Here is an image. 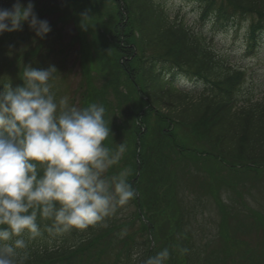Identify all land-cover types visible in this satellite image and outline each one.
Returning <instances> with one entry per match:
<instances>
[{
	"label": "trees",
	"instance_id": "trees-1",
	"mask_svg": "<svg viewBox=\"0 0 264 264\" xmlns=\"http://www.w3.org/2000/svg\"><path fill=\"white\" fill-rule=\"evenodd\" d=\"M55 1L58 0H31L37 16L39 12L55 13ZM196 1L214 25L250 20L255 31L253 38L264 43V0ZM14 3L15 0H0V7L11 8ZM21 3L27 6L29 0ZM69 3L72 9L67 13L75 9L72 20L77 28L76 42L84 54L81 67L87 94H83V103L86 106L95 102L105 107V118L113 134L106 141L109 147L115 149L122 140L127 146L120 164L109 174L130 169L127 179L130 184L132 179L135 181L132 186L137 192L130 204L135 210L122 217L121 211H117L106 227L76 230L64 245L50 239L46 229L51 221H40L43 239L30 246L27 264H143L164 248L171 252L166 264H264V242L260 249H254L247 242L228 237L218 253L209 247L211 239L198 241L185 234L178 210L180 203L175 197L178 173L191 175L190 168L200 170L208 163L217 170H205L212 184L206 183V190L201 189L205 182H200L197 196L215 199L225 225L229 215L225 216L224 205L218 201V186L232 188L248 179L260 182L264 188V99L254 103L243 75L214 54L203 35L194 34L185 23L172 21L158 0H72L65 5ZM25 41L19 31L0 35V84L11 82L13 88L22 85L23 67L36 68V56L45 47L51 48L48 53L51 56L55 45H63L61 32L57 30L53 35L38 38L33 49H20L10 58L13 46ZM7 64L15 68V85L6 75ZM98 79L110 84L115 102L108 101L104 88L93 86ZM182 79L198 82L204 91L198 97L186 95L176 85ZM114 111L119 112L121 119L127 115L124 125L112 124L116 118ZM166 150L171 152L169 157ZM158 159L165 162L162 173H157ZM168 172H174L176 178L170 182L168 196H160L161 183L168 178ZM261 196L264 197V192ZM256 204V211L264 213V203ZM248 210L247 219L264 228V215L258 218L255 210L249 207ZM162 219L165 225L160 224ZM245 226L253 233V226ZM138 227L139 230L135 229ZM140 232L144 233V240L139 238ZM221 233L224 235L223 229ZM182 248L187 253L181 254Z\"/></svg>",
	"mask_w": 264,
	"mask_h": 264
},
{
	"label": "clouds",
	"instance_id": "clouds-1",
	"mask_svg": "<svg viewBox=\"0 0 264 264\" xmlns=\"http://www.w3.org/2000/svg\"><path fill=\"white\" fill-rule=\"evenodd\" d=\"M34 4L15 0L0 7V35L28 26L37 37L51 32ZM86 17V16H85ZM56 67H23V84H0V264H27L30 246L49 233L87 231L102 225L137 195L130 169L109 174L127 150L106 141L113 136L102 104L79 106L58 96ZM187 249H180L181 254ZM164 248L143 264H166Z\"/></svg>",
	"mask_w": 264,
	"mask_h": 264
},
{
	"label": "rangeland",
	"instance_id": "rangeland-1",
	"mask_svg": "<svg viewBox=\"0 0 264 264\" xmlns=\"http://www.w3.org/2000/svg\"><path fill=\"white\" fill-rule=\"evenodd\" d=\"M56 2L59 3L55 4ZM66 2H72V0L55 1V13H43L44 15L40 14V12L38 13L39 19L47 20L49 22L51 26V32L49 35H53L57 30L61 32V43L65 45V48L60 44L55 45V51L53 50L52 55L48 56L49 49L51 48L45 47V50L43 49L41 53L36 56V68L39 67L42 69H47L49 66L54 65L58 71V73L55 74L56 87L58 89L57 95L68 96L70 103L77 104L79 106H85V103H83V94H87V83L84 84L85 75L82 71V67L79 68V65L84 62V54H82L80 45L78 42H76L77 35L75 31L77 28L72 20L75 16V9H73L68 14L67 11L72 9V7H69V5L72 3L65 5ZM160 2L164 8L167 9V12L172 20L175 19L177 21L185 22L189 27H193L196 32H209L210 26H202V24L198 22L200 12L197 3H189L188 1L184 0H160ZM41 8L42 5L39 6V11H41ZM249 26L250 21H247L239 29H232L229 32L220 33L211 38V43L213 44L216 51L223 53L228 58H230L234 64L240 65L244 68L256 64L255 59L253 62V58L246 56V48L247 44L249 43V41L246 39V35L248 33ZM19 33L26 39V43H16L13 46L10 58H14L16 54L19 53L18 50L20 51V49H23V51L33 49L36 43H38L36 40L38 38L40 39V37L36 36L35 32L28 26V24H25L23 26V30L19 31ZM25 35H28L29 38H27ZM258 54V59L264 61V48H262L261 52ZM256 67V69L254 68L255 71L253 72V76L254 80L258 84L257 97L262 98L264 97V64L256 65ZM5 70L8 72L6 73L7 77L10 80H14V85L17 84L15 68L13 66H8L7 64ZM95 82L92 83L93 86L99 89L104 88L108 94V101L115 102V96L111 92L110 84L105 83L100 79L96 80ZM180 89L185 91L190 90L188 85L180 86ZM122 93H124L123 90ZM116 106L117 104L115 103L114 109ZM114 112L110 113V117L113 116ZM117 113L119 112H115L116 118H114L112 124L118 123L120 125H124L123 119L124 121L127 119L126 113H124L126 116H123V119H121ZM121 143H124V141L122 140ZM179 144L181 145V142H179ZM165 155L169 157L171 152L166 150ZM155 162L156 166L158 167L157 173H162L165 162L162 159H158ZM211 168L214 167H210L208 163H205L204 168L200 170L190 168L188 171H190L192 173V177H194L192 182H190L189 174L183 172L179 173L181 181L180 183L177 181L176 189L179 187L178 194L180 197H182L179 201L180 207L178 205V210L180 213V222L185 225L184 233L194 237L198 241H209L211 239V244L209 247H211V249H216L218 253L223 249L228 237H231V240L234 241L236 240L242 243L247 242V244H249V246L253 247L254 249H260L261 243L264 242V228H258L255 221L252 219H247V215L249 214L248 207L256 211L258 208L256 202L259 204L264 203L262 200L264 197L261 196V193H263L264 190H260L264 188H262L261 183H255L254 181L251 182L248 179H244L240 181L239 184L236 183V187L233 186L232 188L227 187L224 189L221 188L222 186H218V201L224 205L223 210L226 211L225 216L229 215V217L225 219V225H223V214L222 211L218 209L215 199L205 195L197 196V193L200 192V190L197 189V187L200 186V182H205L204 186H201V189L206 188V190L208 188L205 186H208L206 183L212 184L210 174L205 171L206 169ZM173 173L168 172V178L165 180V182L161 183L163 190L160 193V196H168L167 191L170 187V182H174V179L176 178V176H173ZM223 174L226 176V173ZM160 179L161 177L159 180ZM188 184H191V187L195 193L185 192ZM189 207L190 211L188 213L187 210H189ZM132 210L133 207L131 204H129L126 206H121L117 211H121L120 217H122L124 213H132ZM255 214L258 218H261V215H264L263 212L259 213V211H256ZM115 217V215H112L107 218L108 220L105 221V224L108 225L109 221L113 220ZM162 217H164V215ZM164 222L165 220L162 219V223ZM245 225L250 227L253 226V233L247 231V227ZM131 228L133 227L131 226ZM135 229L139 230V227ZM221 229L224 230V235H222ZM226 233L227 236L225 235ZM138 235L141 240L146 238L142 232L138 233ZM42 239L43 238L41 236L37 237L32 245H38L39 241ZM51 240L62 243L65 241H70L71 234L68 232L62 235H57L53 232L51 234ZM257 253L260 254L262 252L258 251Z\"/></svg>",
	"mask_w": 264,
	"mask_h": 264
}]
</instances>
